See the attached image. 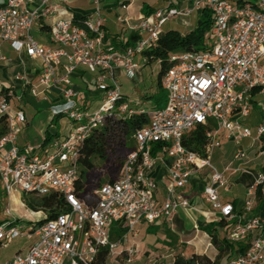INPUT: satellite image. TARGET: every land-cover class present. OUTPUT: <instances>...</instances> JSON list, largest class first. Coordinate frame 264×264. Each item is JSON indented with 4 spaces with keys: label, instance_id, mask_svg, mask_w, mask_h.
I'll return each mask as SVG.
<instances>
[{
    "label": "built area",
    "instance_id": "1",
    "mask_svg": "<svg viewBox=\"0 0 264 264\" xmlns=\"http://www.w3.org/2000/svg\"><path fill=\"white\" fill-rule=\"evenodd\" d=\"M200 3L211 18L202 48L170 53L169 67L161 78L165 104L148 110L140 101L133 106L123 97L115 69L133 77L138 67L135 55L145 62L141 52L157 39L163 24L188 16L192 7L168 5L140 15L129 25L137 35L135 42L113 47L99 8L75 23L73 17H58L56 0H0V42L7 43L19 59L11 82L4 83L0 76V115L8 119V129L0 137V184L6 194L0 248L23 232L33 239L0 264H93L104 247L107 259L123 257L130 262L134 248L117 251L127 233L161 218L171 222L179 207L189 208L184 190L193 176L206 170L208 181L201 190L205 202L214 213L233 222L226 239L237 244L224 264H264V216L253 213L258 196L264 198V170L256 173L242 212L236 213L234 205L220 195V190L229 189V178L211 161L213 150L223 140L237 146L225 171L242 169L238 162L247 159L244 139L264 154V124L253 132L244 123L252 91L264 93V0H200L193 7L199 8ZM49 18H54L48 29L50 44L43 45L30 30ZM7 60L0 46V70ZM79 68L95 75L90 85L100 94V101L93 109L83 103L85 92L72 82ZM26 94L56 102L51 120L64 115L68 119L65 132L53 130L46 145L18 144L20 125L26 122L19 102ZM136 111L146 113L149 120L136 130L135 148L126 155L119 175L98 184L91 193L93 201L79 198L74 191L78 145L106 118L126 119ZM197 126L204 128L207 139L203 155L182 144L183 136ZM160 169L167 177L161 201L156 197L155 176ZM51 191L62 195L67 204L66 211L54 218L47 219L45 212L25 204L24 194ZM14 193L18 208L30 218L22 219L24 214L18 215L10 206ZM114 224L126 229L117 240L110 236Z\"/></svg>",
    "mask_w": 264,
    "mask_h": 264
},
{
    "label": "crops",
    "instance_id": "2",
    "mask_svg": "<svg viewBox=\"0 0 264 264\" xmlns=\"http://www.w3.org/2000/svg\"><path fill=\"white\" fill-rule=\"evenodd\" d=\"M198 1L200 0H56V4L58 5V17L74 18V16H77L80 17V19H83L91 15L96 8H99L102 16L105 19L104 29L106 35L114 47L116 44H119L121 40L128 38L131 33L136 34L134 30L129 29V25L135 24L140 15H146L144 13L145 11L152 12L155 9L164 8L168 5L181 9L186 7L193 8L188 16H182L183 18L180 20L181 22L179 23L178 28H172L178 30L180 33H186L190 31L195 26L200 14V10L203 7V3H200L199 8L193 7ZM122 5L126 6V8H123ZM119 17H125L127 20L125 22H121ZM53 20L54 18H49L45 21H39L36 24L40 32H43L45 35L44 42H40L43 45L50 44L48 29ZM162 31L165 30L162 29ZM0 46L4 54L8 57V60L3 63L0 70L1 80L4 83L11 82L12 74L17 69H19V59L17 54L9 47L7 43L3 45L2 42H0ZM134 59L138 63V67L135 69L133 77L138 76V83L141 79L142 72V69H140V64L144 61L140 55H135ZM262 62H264V60H262ZM115 74L118 81L120 80L119 86L123 97L126 100L132 101L133 106L136 105V101H140L141 105L147 108L145 100L150 96V94L130 97L126 91L122 90V82L120 78L124 77L129 80L133 77H127L124 71L119 68L115 69ZM94 77V74L85 71L83 68H79L72 75V82L74 86L77 89L85 92L86 98L85 101L83 100V103H85V105L90 109L95 108L100 101V94L95 90H92V86L90 85ZM251 96L252 103L250 114L246 119H244V123L254 132V129L258 124H264V93L254 90L252 91ZM49 102L51 107L56 104L53 99H50ZM154 103L153 104L156 106L155 108H158V103L156 101H154ZM24 124L25 126L28 124L27 120ZM24 124L20 125V127ZM54 130H56L57 134H62L65 132L64 126L62 133L58 132L56 128ZM52 133L53 130L51 134ZM249 142L250 139H244L242 142V146L246 148L247 159L238 162L242 169L236 172L225 171L226 165L232 161L233 154L237 148L235 143L223 140L221 146L217 149H214L211 154V161L213 158L215 161L213 162L214 165L220 171H224V173L229 178V189L227 191H229L231 187L234 189V195L230 199H223L221 195L223 190H220L221 199L223 201H233L236 213L242 212L243 202L247 198V190L252 185L256 173L264 170V154L258 153L256 145L249 147ZM18 144L21 147L26 144L31 145L27 141V138L24 140L19 139ZM41 144L42 142L39 145ZM238 163L236 162L233 165L235 166ZM207 171L208 170L193 176L190 184L184 190L185 194L190 198L191 206L189 208L179 207L177 212L173 215L171 222L161 218L150 224L138 225L134 231L127 233L126 241L120 243V245L117 247V251H125L130 247L134 248L136 252L132 257L133 261H142L144 253L150 251L151 254L149 255V261L166 262L168 258V262L170 261L168 264H172L174 254H176L177 251L181 253V247L183 244H185L183 245L185 250L193 251L189 254L184 251L181 253L182 255L185 254V256H188L192 253H199L206 254L213 258L216 255V252H213L212 256L209 254V251H215L216 249L211 244L209 234L204 231L202 227L207 223L217 222L220 215L214 213L211 210L209 204L205 202L201 193L203 185L208 181ZM164 175L165 173L163 170L161 171V169L156 170L155 172V176L158 179L156 197L159 201L162 200L165 194L167 177ZM253 213L264 216V198H261L257 202ZM225 221L226 223L224 226L220 227L223 237H226V234L233 224V222L228 220ZM218 228L219 226L216 225V234L218 232ZM236 244L237 243H235V246ZM153 249H156L157 251H153ZM174 249H177L175 253L172 252Z\"/></svg>",
    "mask_w": 264,
    "mask_h": 264
},
{
    "label": "trees",
    "instance_id": "3",
    "mask_svg": "<svg viewBox=\"0 0 264 264\" xmlns=\"http://www.w3.org/2000/svg\"><path fill=\"white\" fill-rule=\"evenodd\" d=\"M244 0H237L242 2ZM145 14L151 11H145ZM80 17L74 16V22L78 23ZM211 18L209 10L202 7L195 26L186 33H180L176 29H168L161 31L157 39L151 46L145 48L141 55L145 58V63L153 60L159 63V71L156 77V85L163 88L161 78L163 72L169 67V55L176 50L200 49L202 48V40L204 33L210 27ZM137 39V35L131 33L128 38L121 40L115 46L132 45ZM114 46V47H115ZM59 116L55 117L58 118ZM54 118V119H55ZM52 119L51 121H53ZM149 117L146 113L139 111L129 115L126 119L106 118L102 124L91 129L89 134L78 145V177L74 183V191L76 195L83 199L89 200L90 197L86 191L88 182V174L95 168L97 161H105L113 153L118 151H132L135 148L134 134L137 129L148 123ZM8 129V119L6 115H0V137L6 133ZM54 134L47 130L44 132L42 145L48 142ZM207 139L205 138V130L202 126H197L185 134L182 138V144L191 151L204 154ZM156 144L154 147L158 146ZM126 157V156H125ZM125 159V158H124ZM124 162V161H123ZM122 162V164H123ZM121 164V167H122ZM121 170V168H120ZM120 173V171H119ZM118 173V175H119ZM113 179H109L111 181ZM102 182H99L100 184ZM84 194V195H82ZM25 204L32 210H41L45 212L46 218H54L58 214L66 211L67 204L62 195L56 191H51L45 195H34L31 193L24 194ZM261 199L258 196V201ZM233 204V201H230ZM223 217H219L217 222L207 223L202 227L210 236L211 244L216 249V255L211 258L206 254L192 253L188 256L178 254L174 256L172 264H224L234 250L235 243L228 241L226 237H218L215 233V227L224 226L226 223ZM126 229L118 224L111 227L110 236L117 240ZM241 249V244H239ZM107 248L99 249L93 264H106ZM122 259L123 257H118Z\"/></svg>",
    "mask_w": 264,
    "mask_h": 264
},
{
    "label": "rangeland",
    "instance_id": "4",
    "mask_svg": "<svg viewBox=\"0 0 264 264\" xmlns=\"http://www.w3.org/2000/svg\"><path fill=\"white\" fill-rule=\"evenodd\" d=\"M247 1L254 3L257 0H247ZM182 18H183L182 16H176L175 18L166 21V23L163 24L162 29L166 30V29L178 28V25L181 22L180 20ZM193 22H194V13H193ZM30 33L38 42H42V43L44 42L45 35L43 34V32H40L39 28L36 25L32 26ZM2 44L4 45L5 43L2 42ZM140 67H141L140 69H142V72H141V79L138 83H137V79H139L138 76L133 77L129 80H127L124 77L120 78L122 82V90L126 91L130 97L132 96L137 97L143 94H150V96L147 97L145 100L148 110H151L156 107L154 105L155 104L154 101L158 103L157 107H162L165 104L166 91L164 88L160 89L156 85V75L159 71V63L155 60L148 63L142 62L140 64ZM19 103L21 104V107L26 115V120L28 124L26 126L24 124L19 128L18 140L19 139L24 140L25 138H27V141L32 146H38L42 142L45 130L48 129V131L51 133L52 130L56 128L58 132L62 133L64 124L68 122V119L65 115L55 118L53 121H51L53 114L51 111V104L49 101H36L31 95L26 94L22 98V100H20ZM47 143L48 142H45V145ZM217 148L219 147H216L215 149ZM128 153H129L128 151L120 150L117 153L111 154L107 160L96 162L97 164L95 168L88 174V182L86 186V191L88 192L90 201H93V197L91 194L92 190L98 185L99 182L108 181L109 179H115L118 176V173L121 168V164ZM213 162L215 161L212 158V163ZM5 195L6 194L4 192V189L0 184V221L5 218L3 215V209L6 206ZM221 195L223 199H230L234 195V189L231 187L229 191H222ZM19 205L20 204L18 201V195L14 193L11 196L10 206L15 208L18 215L24 214L22 219L30 218L27 212H24L21 208L18 209ZM25 225L28 226V224ZM23 233L13 238L9 243H7L5 247L0 248V261L10 259L14 252H16L19 249H23L27 247L32 242L33 239L26 237ZM217 235L220 238L223 237V233L221 232L220 227L218 228ZM183 245L181 247V253L185 251L187 254H189L190 252L193 251V250L190 251L185 250L184 249L185 247ZM176 250L177 249H174L172 252L175 253ZM153 251H157V250L153 249ZM213 252L215 253L216 250L209 251V254L212 255ZM181 253L177 251V253L174 254V256ZM150 254H151L150 251L145 252L142 261L131 260L130 262H126L124 258L122 259L118 258L116 261L107 259L106 264H168L170 262V261L168 262V258L166 262L149 261Z\"/></svg>",
    "mask_w": 264,
    "mask_h": 264
}]
</instances>
